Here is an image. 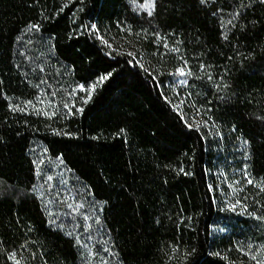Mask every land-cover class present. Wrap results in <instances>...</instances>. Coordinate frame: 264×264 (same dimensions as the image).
<instances>
[{"label": "trees", "instance_id": "trees-1", "mask_svg": "<svg viewBox=\"0 0 264 264\" xmlns=\"http://www.w3.org/2000/svg\"><path fill=\"white\" fill-rule=\"evenodd\" d=\"M152 3L0 0V264H264V0Z\"/></svg>", "mask_w": 264, "mask_h": 264}, {"label": "snow or ice", "instance_id": "snow-or-ice-1", "mask_svg": "<svg viewBox=\"0 0 264 264\" xmlns=\"http://www.w3.org/2000/svg\"><path fill=\"white\" fill-rule=\"evenodd\" d=\"M144 7H149V6H148V5H145ZM152 8H154V0H153V3H152V5H151V7H149V14H151V10H152ZM33 27H35V26H33ZM180 72H181L182 75L184 74L182 69L180 70ZM101 79H102V80H103V79H107V77H102ZM13 259H14V257H13ZM17 264H19L18 261H17Z\"/></svg>", "mask_w": 264, "mask_h": 264}, {"label": "rangeland", "instance_id": "rangeland-1", "mask_svg": "<svg viewBox=\"0 0 264 264\" xmlns=\"http://www.w3.org/2000/svg\"><path fill=\"white\" fill-rule=\"evenodd\" d=\"M262 212H264V209H260Z\"/></svg>", "mask_w": 264, "mask_h": 264}]
</instances>
